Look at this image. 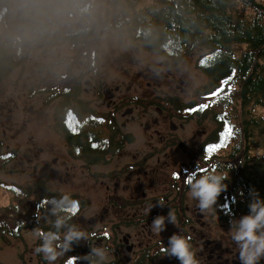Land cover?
<instances>
[{
  "label": "rangeland",
  "instance_id": "374dc122",
  "mask_svg": "<svg viewBox=\"0 0 264 264\" xmlns=\"http://www.w3.org/2000/svg\"><path fill=\"white\" fill-rule=\"evenodd\" d=\"M151 1L141 0L139 7ZM8 2L9 17L6 25L0 23V42L13 47L18 54V63L0 80V146L13 152L14 158L0 169V184L29 187L43 179L52 191L83 198L84 205L77 212L75 225L88 234L89 242H73L81 247L89 243L92 247L99 246V255L106 262L115 260L119 254L122 264H132L141 248L156 242L165 247L175 232L182 236L181 227L184 236L190 238L197 259L203 243L200 233L223 243L222 250L238 252L230 239V222L220 215L214 216L213 211L198 217L200 210L196 201L189 198L188 189L180 194L179 186H175L177 169H182L180 180H183L182 174L189 173L190 168L188 170L186 165L191 159L187 150H194L216 128L215 121L210 118L203 123L196 117L182 118L175 106L170 107L171 100L179 103L209 101L210 97L201 98V94L210 88V78L195 66L202 49L195 47L174 62L146 49L131 35L129 26L109 28L99 33L97 61L87 67L80 50L82 39H65L64 36H71L72 32L65 33L55 21V16L66 11L67 8L61 6L65 1ZM45 26L49 28L45 29ZM91 72L108 86L120 85V90L115 92L120 100L119 109L117 105L108 107L103 101L105 90L102 83L95 80L89 85L86 82L90 80ZM179 79H183L181 84ZM75 85L80 91L67 106L73 108L69 113L74 117L75 112H82L81 106L84 105L88 111L84 116L90 114L97 121L102 119L100 125L88 126L84 131L110 139V123L102 116L113 114L115 123L121 127L120 134L129 139L124 138L126 143L110 160L90 163L72 151L60 122L61 98L55 93L57 88L70 86L73 90ZM76 99L83 104H75ZM4 103L11 111L2 108ZM133 104L139 105L134 109L135 118L122 127V113ZM157 105L165 107L168 112H177L178 116L172 121L185 125L184 129L178 126L176 131L168 130L176 143L167 145L155 134V128H166L164 122L153 126L150 132L144 131V122L157 116ZM256 114H264V109L257 108ZM73 121L86 125L83 118H74ZM202 130L205 133L199 135ZM258 139L262 143V138L258 136ZM158 147L169 152V156L161 154L159 163L156 162L161 153ZM263 151L259 148L255 153ZM54 157L58 158L56 163ZM114 171L121 173L112 176ZM143 195L145 199H142ZM180 195L185 211L171 207L176 226L167 224L161 234L153 233L149 227L152 219L166 215L169 208L154 206L148 212V206L158 200L168 204ZM114 197L122 205L115 204ZM16 202L19 203L20 199L0 185V204ZM31 207L30 203H21L20 216L27 217ZM106 207L109 208L108 214L104 212ZM180 214H184L187 220L183 221ZM37 233L35 229L27 228L20 237H1L0 263L47 264L34 251L38 246ZM124 234H130L135 246L133 251L126 250L122 241ZM164 255L166 253L160 252L151 264H179L174 257ZM233 257L237 258L236 253ZM61 258L54 264H59ZM260 264H264V260Z\"/></svg>",
  "mask_w": 264,
  "mask_h": 264
},
{
  "label": "trees",
  "instance_id": "16d2710c",
  "mask_svg": "<svg viewBox=\"0 0 264 264\" xmlns=\"http://www.w3.org/2000/svg\"><path fill=\"white\" fill-rule=\"evenodd\" d=\"M62 1L65 3L61 6L67 9L55 16V21L65 33L72 32L71 36L65 35V39H82L80 50L86 58V66L92 59L97 61L99 33L109 28L129 26L131 35L146 49L174 62L193 48H201L202 53L195 66L210 78V88L201 94V98L209 97V93L218 87H224L221 81L232 76L228 87L220 95L210 97L208 102L202 99L194 103L171 100L170 107L175 106L182 118L196 117L201 123L207 118L215 121L216 128L207 134L202 145L196 151L187 150L191 160L186 168H190L189 173L199 169L209 171L210 166L215 164L218 174L228 176L225 181L227 191L218 198V204L227 206L224 211L218 212L220 217L230 222L246 214L253 192L264 197V151L255 153L259 148L264 150V114H256L257 108L264 109V0H153L140 7L141 0ZM8 4V0H0V23L5 25L9 17ZM17 55L12 46L0 42V80L18 63ZM202 60L205 61L203 65ZM79 91L78 85L73 90L70 86L56 89L55 96L61 98L63 105L60 122L68 141L78 144L73 152L87 158L90 163H97L109 153L119 150L126 138L124 140L113 125L107 140L98 133L82 132L79 128L100 125L102 119L97 121L90 114L84 116L88 112L84 105L81 106L82 112H75L74 117L69 113L73 108L67 106L72 97L79 95ZM78 103L83 104L76 99L75 104ZM200 104H208L209 107L202 111H188ZM74 118H83L86 125L74 122ZM71 128L75 130L69 134ZM222 133H229L226 139ZM258 136L262 138V143ZM221 141H224V146L206 158L207 145ZM13 158V152L0 146V169ZM187 175L183 174L182 181L176 177L177 182L181 181L180 194L187 189ZM0 185L20 199L19 203L0 204V238L20 237L25 229L32 228L37 232L59 231L62 239L63 233L75 225L77 212L84 205L83 198L76 194L50 190L43 179H38L29 187L11 183ZM61 195H69L78 201V211L57 229L54 222L63 220L64 213L57 210L53 214L54 206L46 204V198H59ZM178 198L182 200L181 195ZM21 203L32 205L27 217L20 216ZM39 205L37 219L35 213ZM40 242L38 238V245ZM71 243L73 248L62 256L59 264H66L71 257L77 258L76 264H122L119 254L110 262L95 253L85 260L83 257L90 252V244L81 247L73 241ZM162 247L157 243L139 251L132 264H151Z\"/></svg>",
  "mask_w": 264,
  "mask_h": 264
},
{
  "label": "clouds",
  "instance_id": "9594fccd",
  "mask_svg": "<svg viewBox=\"0 0 264 264\" xmlns=\"http://www.w3.org/2000/svg\"><path fill=\"white\" fill-rule=\"evenodd\" d=\"M209 171H191L185 178V184L188 187V196L196 201V206L201 214L205 212L224 211L226 205L218 204V198L221 193L227 191L228 184L225 183L228 176L218 174L216 165L210 166ZM46 204H52L53 214L57 210L64 213L63 220L57 219L54 227L59 229L67 220L71 219L74 209L78 206V201L71 199L69 195H61L59 198L51 196L46 198ZM167 204L163 200H158L155 204L148 206L146 211L150 212L154 206L164 207ZM168 206V205H167ZM35 213L39 219V209ZM169 208V207H168ZM167 224L176 226V217L169 208L166 215L155 216L149 227L155 234H161L167 227ZM233 228L235 230L233 231ZM230 239L238 249L239 264H260L264 260V197L258 192H253L248 204L246 214L240 216L238 220L230 221ZM40 244L34 249L40 254L47 264H54L59 258L64 256L73 248V240L79 243L81 240L89 242L88 234L76 225L70 226L61 239L59 231L38 232ZM161 252L166 253L164 256L174 257L179 264H200L196 254L192 250L190 238L173 233L168 238V243L161 248ZM92 253L99 254V246L92 247L90 252L83 259L89 260Z\"/></svg>",
  "mask_w": 264,
  "mask_h": 264
},
{
  "label": "flooded vegetation",
  "instance_id": "af4514ba",
  "mask_svg": "<svg viewBox=\"0 0 264 264\" xmlns=\"http://www.w3.org/2000/svg\"><path fill=\"white\" fill-rule=\"evenodd\" d=\"M49 26H45V29H48ZM81 48V47H80ZM83 57V56H82ZM97 57H98V53H97ZM84 58L85 56L83 57V62H84ZM86 59V58H85ZM96 62V59H92L90 61V64L87 66H91L93 65L94 63ZM93 63V64H92ZM97 81L98 83H102V86H103V89L105 90L104 92V97H103V101L107 104L108 107H113V106H116L117 105V108L119 109L120 108V100L118 99V97L115 96V92L120 90V85H116L115 87H111V86H108L106 82H104V80H101L95 73H90V80H87L86 82L89 84V85H93V82L94 81ZM14 106H16V104L14 103ZM139 106L138 104H133V106H128L129 108H132V111L130 113H128L127 115H123L124 112L122 113V116L124 118V120L121 122V126L122 127H125L126 124L130 121V119H134L135 116H134V109L135 107ZM3 109L7 108L9 111H11V108L10 107H6V103H4V105L2 106ZM2 110V109H1ZM155 111H156V114L157 116H154L152 118V121H145L144 124V131L145 132H150L152 129H153V126H158L160 125L162 122H164L165 124V127L164 129H160V128H155V134L161 138L162 141H165V143L167 145H171L172 143H176V140H173L171 139V136L168 132V130H171V131H176L178 126L180 129H184L185 128V125L183 123H179V125L172 121L173 118H176L178 116V113L177 112H171V111H167L165 107L163 106H159L157 105L155 107ZM104 118H107L108 119V122L110 123L109 124V127L111 125L115 126L116 130L118 132H120L121 130V127H119L116 123H115V119H114V115L111 114V115H104L102 116ZM168 121H169V129H167V125H168ZM174 127V128H173ZM74 128H71L68 133L69 134H72ZM82 132H85V128L84 127H81L79 128ZM77 129V130H79ZM200 134L199 135H202L205 133V130H202L199 132ZM66 135V133H65ZM87 135L89 136V134L87 133ZM153 133H150V136H152ZM124 138H126V140H128L127 136L126 135H122ZM67 137V136H66ZM194 137H196V135H194ZM68 140V139H67ZM85 142L87 143L88 142V139L85 140ZM126 143V141H125ZM124 143V144H125ZM69 144L72 146V151H74L75 148L78 147V144L77 143H71L69 141ZM111 145H114L116 147V145L114 144V142H111ZM202 145V143L200 142L196 148L194 149V151H196L200 146ZM119 150L121 148H118ZM159 151H161L160 155L157 156L156 158V162H160V157H161V154H164L166 156H169V152L167 150H163L161 147H158L157 148ZM119 150L113 152V153H109L103 160L101 161H105V160H110L111 157L117 153ZM74 153V152H73ZM135 156V155H134ZM58 158L57 157H54L53 158V162H57ZM99 161V162H101ZM183 166V165H182ZM177 174L175 176L176 177H179V174L182 173V169H177ZM121 171H114L111 173L112 176L114 175H118L120 174ZM182 178H183V174H182ZM182 181V180H181ZM181 181H176L175 183V186H179V188H181ZM180 182V183H179ZM183 186V190L185 189L184 188V185L182 184ZM129 189H131V186H127ZM176 188V187H175ZM106 189H109V186L106 185ZM118 189V184H116V187H115V190ZM188 189V187H187ZM186 189V190H187ZM178 193V191L176 190V194ZM113 202L117 205H122V203L117 199V197H114L112 198ZM142 199H145V195H143V198ZM131 203V202H129ZM127 204V203H125ZM114 205V204H112ZM168 205V206H167ZM165 208H171V207H175L178 211L180 212H184V206L181 204V199L176 197L174 199V202L173 203H168ZM186 210H189V207L185 206ZM104 212L106 214H108L109 212V208H105ZM214 212V216L216 215H220L218 212L216 211H213ZM197 216L198 217H201L203 216L200 211L197 212ZM179 217L185 221L187 219V217H185L184 214H180ZM203 224V222H201ZM180 229H183V227H181ZM125 235H128L129 236V243L133 245V249H134V243L131 242V236L130 234H124L123 236ZM122 236V237H123ZM202 239H203V243H202V249L200 251V255L198 257V260L200 261V263L202 264H239V261H238V252H235L233 249H229L228 251H225V250H222V247H223V243L221 242H218L215 238H212L210 236H206L204 233H200L199 235ZM158 242L156 243H153V244H157ZM160 244H162L161 242H159ZM91 244V243H89ZM151 244V245H153ZM150 246V245H149ZM148 246H145L143 248H141L140 250L137 251V253L145 248H147ZM132 249V251H133ZM136 253V254H137ZM236 253V257H233V255ZM206 256V257H205Z\"/></svg>",
  "mask_w": 264,
  "mask_h": 264
},
{
  "label": "snow or ice",
  "instance_id": "6c2138e0",
  "mask_svg": "<svg viewBox=\"0 0 264 264\" xmlns=\"http://www.w3.org/2000/svg\"><path fill=\"white\" fill-rule=\"evenodd\" d=\"M205 63L204 60L201 61V64L203 65ZM232 79V76H229L227 77L225 80L221 81V84L224 86V87H218L216 88L214 91H211L209 93V97H215L217 95H220L226 87H228V84H229V81ZM209 105L208 104H200L198 105L196 108H190L188 109V111H202L206 108H208ZM69 127H71L69 125ZM74 130V129H73ZM229 133H222L223 136H225V139L227 138V135ZM222 146H224V141H221L220 143H215V144H210V145H207L206 147V153H207V157H210L217 149L221 148ZM199 171L203 172V171H206L205 169H199ZM175 175V174H174ZM78 211V206L74 209V214ZM105 235H107V233H105ZM76 257H71L67 260L66 264H76Z\"/></svg>",
  "mask_w": 264,
  "mask_h": 264
},
{
  "label": "water",
  "instance_id": "95a60500",
  "mask_svg": "<svg viewBox=\"0 0 264 264\" xmlns=\"http://www.w3.org/2000/svg\"><path fill=\"white\" fill-rule=\"evenodd\" d=\"M178 81H179L180 84L182 83V80L179 79ZM179 86L180 85H178V87ZM30 109H32V107H30ZM131 111H132V108H127L123 115H127ZM123 241L126 243V249L128 251H131L133 249V245L129 243V236L128 235L123 236Z\"/></svg>",
  "mask_w": 264,
  "mask_h": 264
}]
</instances>
